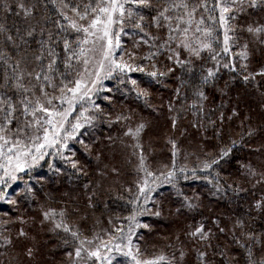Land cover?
<instances>
[{"label":"snow or ice","instance_id":"obj_1","mask_svg":"<svg viewBox=\"0 0 264 264\" xmlns=\"http://www.w3.org/2000/svg\"><path fill=\"white\" fill-rule=\"evenodd\" d=\"M106 81L116 82L115 91ZM237 84L256 108L241 109V94L230 95ZM158 88L171 89L166 102ZM116 93L140 103L116 111ZM138 109L166 112L173 132L167 163L157 164L151 144L145 147L151 121ZM182 121L214 140L212 150L201 144L187 152ZM101 125L121 134L97 140ZM117 142L135 176L120 185L128 215L86 233L79 206L46 192L35 172L47 165L57 175L88 177L72 146L99 165ZM245 149L255 162L235 155ZM232 161L235 178L225 174ZM109 173L119 177L120 169L105 164L97 175ZM188 180L205 181L208 196L242 211L205 213L202 194L180 187ZM100 186H82L87 207ZM164 187L174 189L168 211L183 226L167 251L142 248L141 230H152L143 218H164ZM32 204L38 218L25 215ZM0 205L7 206L0 210L4 264H39L32 230L57 238L59 264H118V256L125 264H264V0H0Z\"/></svg>","mask_w":264,"mask_h":264},{"label":"trees","instance_id":"obj_2","mask_svg":"<svg viewBox=\"0 0 264 264\" xmlns=\"http://www.w3.org/2000/svg\"><path fill=\"white\" fill-rule=\"evenodd\" d=\"M15 19V18H13ZM9 24L12 23V20L8 21ZM134 77H139L140 74H133ZM224 79H227V76L224 77ZM223 81L221 82V84ZM115 85L116 82L112 81L110 84V87L114 88L115 91ZM242 93L241 86L237 84L233 89L230 90V95L235 99V97L238 94ZM158 96L163 97L164 101H167L168 96L171 94V89H164V88H158L157 93ZM219 102V99L217 97V103ZM140 102L136 101L134 98V95H123L121 93H116L115 98L113 100V104L115 105V110L119 111L121 109H128L131 107H136ZM251 106L252 108H256V103L254 100H252L250 97L243 96L241 94L240 99V107L243 110H247L248 106ZM141 111V114L147 118L149 121H151V124L144 134V140H145V147L147 148L149 143L152 146V149L154 150V153L156 155V163H167L170 159V153L168 151V145L166 144V139L168 136L173 135V132L170 128V122L167 120V114L162 113L159 117L154 116L150 110L148 109H138ZM258 108L257 111L253 112L252 115L254 117L253 122L258 123ZM191 117H189V120ZM181 125L188 128V132L186 135L180 137V142L183 145L184 149L187 152H198V146L203 145L206 150H212L213 144H215L214 140L210 141H203L200 134L195 130L192 129L187 121H182ZM179 128V126H178ZM231 131H238L235 129V126L233 125ZM121 134V129L117 127H113L112 129L107 128L104 125H101L95 132V139L97 140H104L106 141V138L111 135L113 137H117ZM175 135L179 136V130L175 133ZM210 135V133H209ZM260 138L258 137L257 140L253 141V144H256L257 141ZM75 150H77L78 157L82 161H86L89 176L88 177H80L76 178L71 175V172L69 171L67 174L63 175H57L53 171H51L47 165H44L47 169V172L38 173V171L35 172L36 176H39L41 181L44 182V190L46 192L52 193L56 198L63 199L65 201H69L70 207L79 206L80 212L82 215H86V220H80V224L82 228L85 231H88L91 229V227L96 223L97 220L99 221H105V220H112L113 224H116L117 222H122V218L126 215H128V210L126 207V200L128 198V194L123 192L120 185H123L125 187L131 186L132 183H130V180L132 179V167L126 163L123 153L121 152L120 144L117 142L111 150L105 148V156L109 159V161H112V165H115L120 169V176H115L114 182L106 187L100 186L97 189V196L93 200L94 207H87L85 203V190L82 188V186L85 183H91L93 186H95L97 181H101L99 176L97 175V172L99 171L101 165L97 164L95 161L94 155L92 157H85L82 155L80 148L81 146L79 144H75L72 146ZM100 148H104V144L99 145ZM96 147L93 148V153L96 152ZM119 154V159L115 160L113 159L114 155ZM237 157H239L241 160H243L246 156L249 159H252L254 162L256 160L255 156H252L250 153L247 152V150L239 151L235 153ZM185 161L181 160L178 161V163H183ZM189 168L193 167L195 164V157H191L188 161H186ZM57 166H61L59 163ZM236 167L237 163L235 161L230 162L229 164L225 165V174L228 172H231L234 174L233 178H235L236 174ZM112 175V174H110ZM125 178L127 183L122 184L120 179ZM116 181V182H115ZM127 184V185H126ZM101 185V184H100ZM39 187V185H36ZM180 187H182L186 194L191 193H201L202 197L204 199V204L208 207L204 209L205 213L208 212V208H211L213 210L219 211L221 213H228L235 210L236 212L242 211V208L235 207V205H232L228 201H221L217 203L214 198L207 195V185L205 181L203 180H188V181H181ZM167 191V194L164 196V204L167 207V209H171L174 212V203L175 200L174 195V189L171 187H164L160 191ZM67 193L68 196L65 197L64 194ZM118 197H123V199H118ZM245 198L248 200H251L252 197L248 194H245ZM243 201H241V204ZM38 205L32 204L31 207L25 209V215L30 216L32 214L38 215V213L35 211ZM55 207H59L58 204L53 205ZM0 210L6 211L7 206L6 205H0ZM32 213V214H30ZM119 218V221L118 219ZM74 219H78V217H74ZM183 218H180L178 220L175 218V220L171 222H165L161 221L159 224L165 225L162 227L161 234H157L154 237L153 240H156V245H160L164 248L165 251V245L170 243L175 238V234L172 231L178 230V227L180 226L182 228L181 220ZM257 227H260V224H257ZM88 229V230H87ZM169 229L171 231H169ZM37 242H38V248L39 253L37 256V260L39 261V264H59L60 261L64 259V249L57 248V238L51 237L46 232L38 233L37 235ZM9 255H12V253H9ZM0 264H4V258L0 257Z\"/></svg>","mask_w":264,"mask_h":264},{"label":"rangeland","instance_id":"obj_3","mask_svg":"<svg viewBox=\"0 0 264 264\" xmlns=\"http://www.w3.org/2000/svg\"><path fill=\"white\" fill-rule=\"evenodd\" d=\"M128 47H129V50H131V45L130 44L128 45ZM111 82L112 81H106L105 83H106V85L108 87H110ZM113 159L118 160L119 159V154L114 155ZM102 161H103V163L100 164L102 168H103V166L105 164H108L110 166L112 165V161H109V159L107 157H102ZM47 169L48 168H45L44 166H42L41 168H38L36 171H38V173H41V172L45 173V172H47ZM134 179H135V176L132 173V179L130 180V183H132ZM113 180H115V176L114 175H110V173H109V174L106 175L105 179H103V180H101L99 182H100L102 187H106V186L111 185L114 182ZM120 181H121L122 184L127 183L125 178L120 179ZM162 193H163V196H165L167 194V191L164 190ZM164 198L161 201L163 203V205H164V218L163 219L150 217V216L143 218L144 222H147V223L150 224V227H151L152 230L150 232L148 230H143V229L141 230V232L143 234V241L141 242V247L142 248L147 246L149 249H152V250L164 249L162 246L156 245L157 242H156V240H153L154 237H152V236H154V234L156 236L157 234L163 233L162 232V227H164L165 225H163L162 223L159 224L161 221L171 222V221L175 220V218H176L175 216L169 214L168 210L170 208L167 209V207L165 206L164 201H163ZM30 214H32V213H30ZM32 215H34V214H32ZM37 218H38V215H37ZM99 222H100L99 224L95 223L91 227V229L95 228V230L97 232H99L102 228H109L110 227L109 220L108 221L107 220H105V221L102 220V221H99ZM180 229H181V227L179 226L178 230L172 231V232L176 235L180 231ZM88 231H86V233ZM169 231H171V230L169 229ZM39 233H42V231H40ZM32 234L37 236L38 235L37 234V230H32ZM117 261H118V264H125V258L122 257V256H118L117 257ZM114 264H117V262H114Z\"/></svg>","mask_w":264,"mask_h":264}]
</instances>
